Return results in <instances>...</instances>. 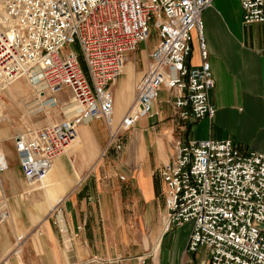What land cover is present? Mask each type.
I'll use <instances>...</instances> for the list:
<instances>
[{
  "label": "built area",
  "instance_id": "2783aa9c",
  "mask_svg": "<svg viewBox=\"0 0 264 264\" xmlns=\"http://www.w3.org/2000/svg\"><path fill=\"white\" fill-rule=\"evenodd\" d=\"M213 1L0 0V104L4 90L25 77L52 93L70 89L80 108L69 119L29 126L14 136L30 187L44 186L54 159L71 148L82 123L104 119L112 127V85L130 53L154 30L158 42L137 82L136 100L110 129L105 151L122 150L123 134L142 116L153 115L161 88L170 92L181 121L215 115V78L202 20ZM239 1L245 24L264 22V0ZM194 30L200 37V65L189 63ZM5 168L0 164V224L10 216L1 184ZM162 177L164 230L191 223L187 251L204 249L201 264H264V152L243 151L231 138H178Z\"/></svg>",
  "mask_w": 264,
  "mask_h": 264
},
{
  "label": "crops",
  "instance_id": "0c3cea01",
  "mask_svg": "<svg viewBox=\"0 0 264 264\" xmlns=\"http://www.w3.org/2000/svg\"><path fill=\"white\" fill-rule=\"evenodd\" d=\"M243 16L239 0H214L202 13L215 78L211 98L217 110L212 118L181 121L169 91L170 98L162 104L159 95L165 88H161L153 115L142 116L123 134L122 150L105 151L111 128L104 119L82 123L78 141L54 160L43 187L26 182L13 141L17 130L0 125V159L6 163L1 184L10 212L0 224V264H201L205 260L204 249L187 251L191 223L164 230L167 185L162 170L178 138H231L243 151L264 152V22L245 24ZM156 43L130 53L112 85L113 129L132 106L136 83L148 69ZM201 62L200 37L194 30L189 63ZM31 87L25 77L8 86L0 121L9 119L18 100L27 109ZM67 91L57 96L70 94Z\"/></svg>",
  "mask_w": 264,
  "mask_h": 264
},
{
  "label": "rangeland",
  "instance_id": "374dc122",
  "mask_svg": "<svg viewBox=\"0 0 264 264\" xmlns=\"http://www.w3.org/2000/svg\"><path fill=\"white\" fill-rule=\"evenodd\" d=\"M157 38H158L157 37V32L154 30L152 35H151V37H150V39L148 41H144L143 43H141L139 45V48H141L142 46H144L145 48L152 47L156 43ZM80 61H81L80 63L82 64V66H84V64L82 63V59ZM139 63H141V62L138 61V64ZM26 82H28V81H26ZM41 88H44V85ZM7 89H8V87L6 88V90ZM6 90H4V92ZM66 90H68L67 92H69L70 94H66L64 96H57V94L65 92ZM46 92H49L48 93V97L49 98L53 97L55 99V101H56L55 102L56 104H55V106L53 108L45 110V108L43 107V103L45 102V100L42 99V103H41L40 100H39L40 98L37 99V95L34 92L33 88L31 87V99H32V102L30 104H28L27 109L24 108L21 105L22 104L21 101L18 100L17 103H13V108H12L13 109L12 110L13 114H9L10 117H9L8 120H6L4 122L0 121V125L4 124V125H8L9 128H12V129L15 128V130H17L16 133H18L20 130H25L29 126H43V125H46V124L61 122L64 119H68L69 117H67L65 115V113L62 110V108H63L65 102H69L71 100V96H72L71 91L69 89H65V90H63L61 92H58V93H52V92H50L48 90H45V93ZM134 96H136V92H135ZM159 98L161 99L162 104L164 102H166L167 99L170 98V94H169L168 90L163 89V91L160 92ZM6 99L10 100V98H8V97H6ZM49 119L51 121H49ZM17 125H20V126L18 127ZM110 128L112 130H114L112 127H110ZM78 139H79V136H78ZM13 141H14V138H13ZM162 217H163L162 218V221H163V219H165V216H162ZM65 241H66V237H65ZM156 248H157V250L159 249V243L157 244ZM205 260H206V257H205ZM202 262L203 261H201V263Z\"/></svg>",
  "mask_w": 264,
  "mask_h": 264
},
{
  "label": "bare ground",
  "instance_id": "6f19581e",
  "mask_svg": "<svg viewBox=\"0 0 264 264\" xmlns=\"http://www.w3.org/2000/svg\"><path fill=\"white\" fill-rule=\"evenodd\" d=\"M78 52V51H77ZM128 60H129V58H128ZM127 60V61H128ZM79 62H81L80 61V59H79ZM80 66L85 70V67L84 66H82V64L80 63ZM29 80V79H28ZM29 82L31 83V85L33 86V89H34V92L36 93V95H37V99H39L40 100V102L42 103V99H44L45 100V102L43 103V107L44 108H47V107H49V105H55L56 103V101H55V99L53 98V97H47L46 95H45V93L44 94H39V90H44L45 88H41L42 86H43V84H39V85H34V84H32V82L29 80ZM137 85V84H136ZM44 87H45V85H44ZM70 90V89H69ZM113 90V89H112ZM71 91V90H70ZM44 92H45V90H44ZM3 94H4V92H3ZM71 94H72V92H71ZM114 99H115V94H114ZM135 100H136V96H135ZM135 100H134V102H135ZM4 102V101H3ZM2 102V103H3ZM133 102V103H134ZM2 103L0 104V107H1V105H2ZM132 106H133V104H132ZM131 106V107H132ZM130 107V108H131ZM114 108H115V102H114ZM63 112L65 113V115L67 116V117H69V118H71L72 116H74L75 114H77L78 112H79V110H80V108H79V105L71 98V100L69 101V102H65V104H64V106H63ZM130 110V109H129ZM128 110V111H129ZM113 113H114V110H113ZM68 118V119H69ZM65 120V119H64ZM112 125H113V116H112ZM76 141H78V135H77V137H76V139H75V141L72 143V145L71 146H73L74 144H75V142ZM70 146V147H71ZM57 158V157H56ZM55 158V159H56ZM54 159V160H55ZM0 164L1 165H3V166H5L6 165V163L2 160V159H0ZM53 164H54V161H53ZM52 167H53V165H52ZM52 167H51V169H52ZM50 169V170H51ZM50 172V171H49ZM1 177H2V174H1ZM27 182V181H26ZM163 221L165 222L166 221V217H165V219H163ZM64 229V228H63ZM64 232H65V229H64Z\"/></svg>",
  "mask_w": 264,
  "mask_h": 264
}]
</instances>
